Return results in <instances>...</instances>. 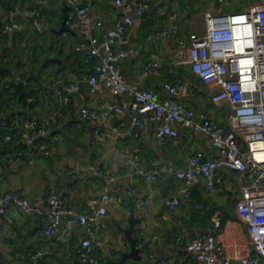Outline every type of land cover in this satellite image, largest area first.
Listing matches in <instances>:
<instances>
[{"label":"crops","instance_id":"1","mask_svg":"<svg viewBox=\"0 0 264 264\" xmlns=\"http://www.w3.org/2000/svg\"><path fill=\"white\" fill-rule=\"evenodd\" d=\"M1 1L0 27L13 19L19 22V27L0 34V55L11 70L10 84L24 82L28 85L24 77L30 75H39L42 80L39 84H29L26 99L13 101L14 113L18 116L14 123L28 130L23 141L27 145L31 142L33 149L22 146L26 153L14 155L16 151L11 150L9 157L0 155V192L22 190L45 212L51 206L50 191L56 188L72 209L88 211L98 206L107 176L114 174L110 194L114 199H123L128 198L130 186L135 189V195L129 199L132 206L135 205V216L142 220L134 230L139 244L148 243L141 260L129 258L122 264H160L163 260L162 264H173L186 254L193 231H205L212 226L211 215L217 209L226 212L220 233L228 253L238 258L251 249L247 226L234 213L240 192L232 172L214 192L199 183L192 199L183 198L175 209H170L166 200L178 193L180 179L166 175L150 181L143 173H138L158 162L186 167L190 152L198 149L213 154L215 148L202 133L183 127L178 137H170L162 144L155 137L154 122L143 128L132 121L129 112L115 120L101 114L89 119L83 117V107L103 112L110 103L111 91L103 84L98 85L95 92L90 90L87 78L94 70L97 57L88 55L91 43L83 34L80 20L67 21V29L61 31L65 16L69 17L72 11L71 6L65 0ZM81 1L88 7L94 32L102 40L116 18L132 17L128 30L130 51L121 62L132 80L143 87L154 86L159 98L165 96L164 80L186 81L192 72L185 66L173 71L161 67L141 79L143 64L149 59L167 64L172 56L169 48L178 46L175 39L203 31L206 11L218 9V0H148L149 7L143 13L135 8L128 11L117 0ZM168 2L176 4L164 8ZM248 7L262 8L264 0H226L225 4L228 11ZM36 21L42 23V29ZM159 25L168 27L171 35L161 37L156 31ZM70 79L80 80L82 87L65 104L56 89ZM181 99L196 110L207 111L215 121L227 123L228 109L213 102L206 84L189 90ZM26 119L50 122L52 131L48 138L53 146L48 152L36 146V139L41 136H34L25 124ZM120 121L124 124L120 125ZM95 131H100L106 139L95 143ZM97 167H101L105 175L95 173ZM144 197H149V201L140 205L139 200ZM132 206L128 212L121 202L106 203L104 224L95 234L98 249L105 256L100 264H121L123 251L130 249L121 228L129 227L127 216L133 211ZM48 221L45 214L38 211L24 219L17 207L11 206L2 216L0 225V250L7 264H21L29 246L44 253L42 259L46 264H88L81 256L84 235L81 225L65 230L63 222L55 233L48 235L44 231ZM65 234L68 239L63 242L60 238Z\"/></svg>","mask_w":264,"mask_h":264},{"label":"built area","instance_id":"2","mask_svg":"<svg viewBox=\"0 0 264 264\" xmlns=\"http://www.w3.org/2000/svg\"><path fill=\"white\" fill-rule=\"evenodd\" d=\"M65 1L72 8L68 22L80 20L83 34L91 43L88 55L97 57L94 70L87 78L91 92H95L100 84L111 91L110 103L103 112L97 113L90 107H83V117L89 119L101 114L115 120L129 112L132 121L143 128L154 122L155 137L162 144L170 137H178L181 129L188 127L202 133L215 148L213 154L204 149L190 152L186 167L158 162L138 171L150 181L166 175L181 180L178 193L166 200L168 207L175 209L183 198L191 200L194 188L199 183L205 184L209 192H214L231 172L237 181L240 195L234 213L247 226L251 249L238 258L228 253L220 233L226 212L217 209L211 215L212 226L205 231H193L186 245V254L174 260L173 264H264V7H248L232 12L225 10L226 0H218V9H208L205 13L203 31L190 32L187 37L175 39L178 46L169 48L172 56L167 64L147 60L139 74L141 79L161 67L173 71L185 66L194 75L186 81L164 80L165 96L159 98L154 86L143 87L132 80L122 65V58L130 51L128 30L133 23L132 17L125 15L116 18L102 40L94 32L88 7L81 0ZM117 2L128 11L136 8L139 13L149 7L148 0ZM173 4L176 2L165 3L163 7L171 8ZM36 24L42 29L40 21H36ZM17 27L19 22L13 19L0 27V34ZM156 31L161 37L171 35L169 28L164 25L157 26ZM200 84L209 87L213 102L228 109L227 123L215 121L207 111L196 110L181 99L182 95ZM81 87L80 80H65L56 93L61 102L68 104L73 93ZM6 123V120H0V125ZM25 124L36 137H48L52 131L47 119H26ZM123 124L124 121H120V125ZM93 136L95 143L106 139L100 131H95ZM5 140H12V136L7 134ZM52 146V140L43 145L46 152ZM26 152L25 148H21L14 155ZM95 173L105 175L101 167H97ZM115 178L114 174L107 176L98 206L88 211L72 209L64 203L56 188L50 191L48 199L51 206L45 212L36 207L22 190L0 192V225L2 216L9 212L11 206L17 207L24 219L36 211L45 214L49 221L44 231L48 235L55 233L63 222L65 230L79 224L84 229L81 240L83 261L100 264L105 256L98 249L95 234L104 224L106 203L110 200L121 202L130 212L132 202L129 198L135 195V189L130 186L127 199H114L110 194V183ZM148 201L149 197H144L139 200V204L145 205ZM60 239L66 242L67 234ZM27 250L26 259L21 264H46L42 259L43 252L33 250L30 246ZM0 264H7L1 250Z\"/></svg>","mask_w":264,"mask_h":264},{"label":"trees","instance_id":"3","mask_svg":"<svg viewBox=\"0 0 264 264\" xmlns=\"http://www.w3.org/2000/svg\"><path fill=\"white\" fill-rule=\"evenodd\" d=\"M2 59L5 58H2L0 55V120H6L7 123L6 125H0V155L9 157V152L11 150L19 151L22 146L33 149V147H31V142L27 145L23 141L28 130H26L25 127L18 126L17 123H14L18 116L14 113L15 109L13 107V101L16 100V98L26 99L29 94V84H39L42 79L39 75H30V77H24L25 80L28 81V85H25L24 82L10 84L8 78L11 75V70L9 69V66H7V63L3 62ZM190 76H194L193 73ZM7 134L12 136V140H5ZM49 140L50 139L45 136L37 138L36 146L38 145V148H44L43 145Z\"/></svg>","mask_w":264,"mask_h":264},{"label":"water","instance_id":"4","mask_svg":"<svg viewBox=\"0 0 264 264\" xmlns=\"http://www.w3.org/2000/svg\"><path fill=\"white\" fill-rule=\"evenodd\" d=\"M135 10H137L135 8ZM232 12L234 10H231ZM32 19H34L35 17H31ZM67 21H68V15L65 16V20H64V26L61 29V31L67 29ZM133 211L130 213V215L127 216V219L129 220L130 224L128 228H121V230L123 231V233H125L124 235L126 236V238L129 240V243L131 245L130 249L127 251H123V256L121 258V260L119 261L121 264L126 260V259H135V260H141L143 258L142 255V251H144L147 246L148 243H144V244H139V237L135 234V227L136 225L141 222L142 218H137L135 216V212H134V207L135 205L133 204Z\"/></svg>","mask_w":264,"mask_h":264}]
</instances>
